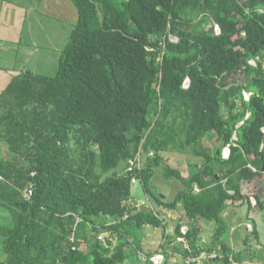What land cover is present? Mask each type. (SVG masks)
<instances>
[{"label": "trees", "instance_id": "16d2710c", "mask_svg": "<svg viewBox=\"0 0 264 264\" xmlns=\"http://www.w3.org/2000/svg\"><path fill=\"white\" fill-rule=\"evenodd\" d=\"M71 1L77 20L56 72L22 70L0 92V207L10 212L0 221V264H123L131 256L154 264L158 250L139 259V236L146 226L165 228V212L178 208L174 233L186 246L173 251L185 258L214 250L212 264H241L224 239L223 215L244 210L257 236L264 0ZM169 152L198 162L185 174L168 164ZM138 155L147 156L142 168L119 171ZM157 168L182 184L170 200L151 189ZM134 178L155 208L133 202ZM205 221L216 225L210 246L200 245ZM102 229L116 242L103 243ZM168 257L165 250L161 264Z\"/></svg>", "mask_w": 264, "mask_h": 264}, {"label": "rangeland", "instance_id": "374dc122", "mask_svg": "<svg viewBox=\"0 0 264 264\" xmlns=\"http://www.w3.org/2000/svg\"><path fill=\"white\" fill-rule=\"evenodd\" d=\"M65 1V0H64ZM8 8H10V13H14L15 16L18 12V23L17 25L12 24V18L8 17V12L3 11V15L7 21L12 24L9 28V33L13 34L17 29L22 31L23 43L16 42L10 46L8 43H3L0 45V89L3 87V84L9 79L7 74L15 73L18 70L30 69L39 73H43L46 75H53L56 72L58 58L60 51L66 44L68 40V35L70 28L72 27L69 21L63 22L57 16V12L59 8H50V5L44 0H3ZM60 6L64 7L65 12L69 14L70 21H75L76 19V11L73 9L70 3L60 4ZM22 13V16H20ZM63 13V12H62ZM64 14V13H63ZM22 23V24H20ZM214 32L218 33L219 29L215 26ZM47 40L51 41V44H41L40 42ZM5 41V40H4ZM4 52V53H3ZM251 63L254 64L252 60ZM5 77L7 79L4 81ZM5 145H3L4 147ZM168 164L173 167H178L185 174L188 171V166L191 163L198 162V159L188 153H175L169 152L167 153ZM138 162L129 163L125 165L121 164L119 171L128 170L140 166L142 168L147 162V156L140 155L137 158ZM134 162V160H133ZM151 189L157 194H160L164 200H170L173 198L174 194L182 189V184L180 181L176 179L164 178L160 168L155 170V174L150 182ZM25 190V189H23ZM256 190V184L252 183L250 189L248 191ZM131 193L132 200L137 205H143L148 208H155V202L153 200H149L146 196L144 188L140 179L134 178L131 185ZM250 200V199H249ZM251 203L253 200L251 199ZM256 202L253 203L255 205ZM236 213L233 216L225 215L223 218L230 219V222H238V218H241V221H244L242 218L241 212H245L244 210L236 209ZM263 212V215H262ZM261 212V216H264V210ZM166 213V226L163 227H151L146 226L139 238L141 239V249L138 250L139 259L142 260L146 257V254L149 252H153L154 250H158L157 253H162L164 256V251L169 255L167 259V264H212L209 260L210 257L215 256L216 251H203L200 252L199 255L182 257V255L176 253L172 250L173 245L178 243H183L186 246V241L183 237L175 236L174 228L177 223V218L181 216L182 210L180 208L176 210L167 211ZM257 212H254L252 215L256 216ZM0 221L3 216L7 219L10 216V212L6 208L0 207ZM259 216L258 218H260ZM237 218V219H236ZM259 222H263L264 219H259ZM180 227V231L187 232L188 224L186 221H182ZM231 225V223L229 224ZM252 223L250 222V230L249 234L245 237V240H253L255 239L253 233V228L251 229ZM253 226V225H252ZM239 229H244V233L246 232L244 225L239 224ZM165 229V230H164ZM216 229V225L213 222H203V232L200 235V245L201 246H210L211 244H215L213 241V233ZM229 231V229H228ZM102 231L99 233L98 237L106 244V240L110 239L112 243L116 242V239L111 237L109 233H104ZM229 232H225L224 239L227 244L230 245V234ZM262 237V236H261ZM264 237V236H263ZM2 236L0 235V260H3L6 257V254L3 251V243ZM168 239L172 241L167 244ZM251 247V246H250ZM250 247L247 245L244 248L245 254L248 253ZM249 248V249H247ZM256 250V248H255ZM155 253L152 254V256ZM246 257H248L246 255ZM140 262V261H139ZM263 262V261H262ZM262 262H260L262 264ZM233 264H239L235 261H232ZM123 264H139L138 259L136 257H130L124 261ZM220 264V263H219ZM247 264V263H246Z\"/></svg>", "mask_w": 264, "mask_h": 264}, {"label": "crops", "instance_id": "0c3cea01", "mask_svg": "<svg viewBox=\"0 0 264 264\" xmlns=\"http://www.w3.org/2000/svg\"><path fill=\"white\" fill-rule=\"evenodd\" d=\"M45 2H47L49 5H50V8H59L58 9V12H57V16L60 18V20H63V22H67L69 21L72 24H74L77 20V10L75 8V6L73 5L72 1L71 0H44ZM65 3H70L71 7L74 9L75 8V11H76V19L75 21H70V16L69 14H67L65 12V9L64 7L60 6V4H64ZM10 8H8L6 6V4L3 2V0H0V45L3 43H8L10 46H12V44H15L16 42L18 43H23V40H21L22 38V31L21 30H16L13 34H10L9 33V28L13 25H17L18 23V12L15 16L14 13H10ZM3 11H7L8 12V17L9 18H12V24H10L8 21H7V17L5 19L4 15H3ZM64 14H63V13ZM20 16H22V13H20ZM22 24V23H20ZM71 29V28H70ZM5 40V41H4ZM41 44H44V43H47V44H51V41H47V40H44L42 42H40ZM25 44V43H23ZM1 48V47H0ZM4 53V52H3ZM22 71V70H21ZM20 72V70L18 71H15V73H9L7 74V77L9 79H7V77H5L4 81L7 79V81L3 84V87H1L0 89V92L7 86V84L10 82L11 78L18 74ZM235 210V211H234ZM234 210H228L225 212V215H229V216H233L235 215L236 213V208ZM239 211V210H238ZM257 212L256 213V216H261V212L262 211H255ZM242 214V218L244 219V221H241V218L237 217L238 218V224H236L235 222H230V219H225V222L227 224V232H229L228 234H230V245L228 244V246L233 250V253H236V252H239L240 253V260H241V264H246V263H249L250 260H251V252L252 251H255V248H256V253L255 254H258V257H255V259L253 260V264H261L260 262H262V264H264V221L263 222H259L258 220L259 219H264V216L258 218V217H255L254 215V219L256 221V231H257V236H255L254 233H252L255 237V239L253 238V240H248L246 241L245 240V236L247 234H249V231L250 230V221L245 219V216L243 214V211L241 212ZM262 215H263V212H262ZM224 216V215H223ZM236 218V219H237ZM231 223V225H229ZM239 224H242V226L244 225L245 227V230L246 232L244 233V229H239ZM253 225V224H252ZM251 225V229L253 228V226ZM229 229V231H228ZM262 236V237H261ZM251 246L248 253L245 254L244 252V248L246 246ZM246 255L248 257H246Z\"/></svg>", "mask_w": 264, "mask_h": 264}, {"label": "built area", "instance_id": "2783aa9c", "mask_svg": "<svg viewBox=\"0 0 264 264\" xmlns=\"http://www.w3.org/2000/svg\"><path fill=\"white\" fill-rule=\"evenodd\" d=\"M216 26H217V25H216ZM217 27H218V26H217ZM218 29H219V28H218ZM168 39H169L170 41H177V40H178V38H177L176 36H173V35H169V36H168ZM188 85H189V79L186 78V79L184 80L182 86H183V87H188ZM244 97H245V99H248V97H249V93L244 92ZM261 130L264 132V127H262ZM233 139H234V140L236 139V136H235V135L233 136ZM225 149H227V153H225ZM222 155H223V157H225V158H227V157L229 156V147H228V146L225 147V148L222 150ZM138 156H140V155H138ZM138 156H137V157H138ZM137 157H136V158H137ZM135 162H138L137 159H135L134 162H133V160L130 161V163H135ZM137 168H140V166H137ZM21 193H22V195H23L24 198H28V197L32 194V188H31V185H28V186L25 188V190L21 191ZM251 199L253 200V203L256 202L254 196H251V197H250V201H251ZM251 202H252V201H251ZM253 203H252V205H253ZM183 233H185V232H183ZM163 258H164L163 254L159 252V253H155L153 256H151L150 259L152 260V262H153L154 264H161L162 261H163Z\"/></svg>", "mask_w": 264, "mask_h": 264}, {"label": "bare ground", "instance_id": "6f19581e", "mask_svg": "<svg viewBox=\"0 0 264 264\" xmlns=\"http://www.w3.org/2000/svg\"><path fill=\"white\" fill-rule=\"evenodd\" d=\"M225 153H227V149H225Z\"/></svg>", "mask_w": 264, "mask_h": 264}, {"label": "water", "instance_id": "95a60500", "mask_svg": "<svg viewBox=\"0 0 264 264\" xmlns=\"http://www.w3.org/2000/svg\"><path fill=\"white\" fill-rule=\"evenodd\" d=\"M141 207H143V205H141Z\"/></svg>", "mask_w": 264, "mask_h": 264}]
</instances>
